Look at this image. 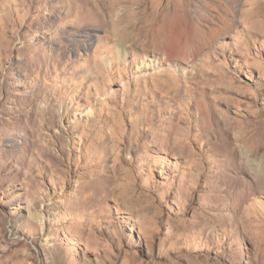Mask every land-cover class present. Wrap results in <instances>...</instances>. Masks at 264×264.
Wrapping results in <instances>:
<instances>
[{
	"label": "rangeland",
	"instance_id": "obj_1",
	"mask_svg": "<svg viewBox=\"0 0 264 264\" xmlns=\"http://www.w3.org/2000/svg\"><path fill=\"white\" fill-rule=\"evenodd\" d=\"M191 260L264 264V0H0V264Z\"/></svg>",
	"mask_w": 264,
	"mask_h": 264
},
{
	"label": "bare ground",
	"instance_id": "obj_2",
	"mask_svg": "<svg viewBox=\"0 0 264 264\" xmlns=\"http://www.w3.org/2000/svg\"><path fill=\"white\" fill-rule=\"evenodd\" d=\"M129 24H131V26L133 27V24L132 23H130L129 22ZM125 38V37H124ZM232 125V124H231ZM234 144V143H233ZM237 147V146H236ZM233 149V148H232ZM234 152L236 153V151L234 150ZM245 153V152H244ZM233 154V153H232ZM234 155V154H233ZM244 155V154H243ZM240 158H241V155L239 154L238 155ZM245 156H247V155H245ZM234 157V156H233ZM244 157V156H243ZM248 157V156H247ZM246 160L248 161V162H246L247 164L250 162V160L248 159V158H246ZM245 162V161H244ZM249 165V164H248ZM192 261V263L191 262H189L188 264H193V260H191ZM214 262V261H213ZM213 262H208V261H206V262H203L202 264H215V263H213ZM166 264H174V262H167Z\"/></svg>",
	"mask_w": 264,
	"mask_h": 264
}]
</instances>
